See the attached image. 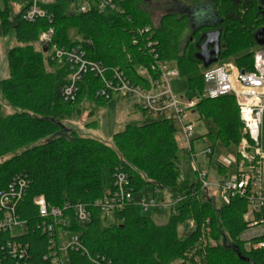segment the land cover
<instances>
[{
  "label": "trees",
  "instance_id": "16d2710c",
  "mask_svg": "<svg viewBox=\"0 0 264 264\" xmlns=\"http://www.w3.org/2000/svg\"><path fill=\"white\" fill-rule=\"evenodd\" d=\"M208 1L216 23L197 28V42L200 45L205 34L220 31L221 48L216 63L233 62L241 70H253L254 52L260 47L256 34L264 29V0ZM113 2L120 11L100 13L93 8L85 13H71V0L42 3L52 20L29 23L23 19L26 5L20 3L13 18L9 0H1V33L4 37L13 36L20 46L8 51L9 76L0 78L2 100L18 110L3 118L0 101V157L10 155L0 164V191L6 190L17 175L27 182L18 213L30 230L17 239L25 250V257L19 260L9 256L8 235L0 236V264H52L47 258L49 238L37 229L41 220L34 199L39 196L53 207L82 204L91 213V222L85 226L74 221L72 211L66 213L70 229L80 235L89 252V256L71 253L72 264H95L99 256L113 264H264V251L249 252L238 240L245 228L243 216L247 208L242 199L220 206L209 192L200 190L197 182L178 190L179 146L177 130L170 121L127 125L113 136L111 145L80 137L63 125L72 106L84 97L104 106L109 101L96 98L102 84L92 74L78 84L76 101H65L61 89L68 83L70 68L64 62L47 58L43 48H33L41 33L54 28L53 43L57 46H81L88 59L106 68H120L133 82L140 83L135 66L146 63L150 56L148 50L144 52L133 45V38L138 30L149 27L160 58L174 63L188 85L186 92L201 99L195 107L200 119L213 120L218 128L217 139L226 146L237 147L240 143L243 123L235 97L202 98L203 73L215 64L204 67L197 57L200 47L196 44L189 42L181 47L188 18L168 14L158 27H153L140 0ZM71 30H76L80 40L70 39ZM208 137L215 150L217 139ZM119 170L129 176L134 194L151 188L153 192L183 195L185 199L165 225H156L137 204H131L113 215L112 224L104 226L108 219L94 207V202L113 191V178ZM189 220L195 222V229L180 237L179 229ZM205 238L213 239L216 246L204 244Z\"/></svg>",
  "mask_w": 264,
  "mask_h": 264
},
{
  "label": "built area",
  "instance_id": "2783aa9c",
  "mask_svg": "<svg viewBox=\"0 0 264 264\" xmlns=\"http://www.w3.org/2000/svg\"><path fill=\"white\" fill-rule=\"evenodd\" d=\"M26 5L23 19L32 23L39 19L52 20V15L42 8V0H17ZM75 13H85L96 8L100 13L120 11L113 0H75ZM133 38V45L139 50L149 51L150 60L135 66V74L140 83L133 82L120 68H106L100 62L87 58L81 46L71 49L61 48L53 43L55 30L50 27L42 32L39 44L43 48L48 45L47 55L53 61L64 62L70 68L68 83L61 89V96L67 102H75L78 84L92 74L99 79L102 86L96 92V98L111 101L114 97L130 99L140 108L144 115L153 120H168L176 130L183 133L188 141V153L197 176L200 190H215L222 196L224 206L234 199H242L246 203L243 216L245 228L239 235V242L247 251H264V145L262 129L264 125V45L254 52L253 70L245 71L233 64L215 65L203 73L204 91L202 98L216 99L233 95L239 107L240 120L243 123L242 138L236 151L228 158H220L217 169L225 174L229 167L234 171L226 179L213 182L209 172L203 170L196 162L193 149L195 136V107L201 99H189L185 94L175 92L173 82L180 78L174 63L162 60L156 50V42L152 39L149 27L138 30ZM142 39V40H141ZM215 150L207 147L204 155L212 159ZM27 182L17 175L10 186L0 191V236L8 235L6 241L9 256L14 260L23 259L25 250L19 243V236L28 234L30 225L19 216L18 206L26 196ZM114 189L102 199L94 202V207L108 219L116 212L122 211L131 204H137L141 212L164 211L176 213V208L184 201L183 195L161 199L162 191L145 195L138 202L134 201L129 176L119 170L113 178ZM41 223L37 229L49 238L48 255L52 264H72L71 253L89 256L80 235L70 229L66 213L72 211L74 221L85 226L91 222V213L82 205L65 204L62 208L50 206L43 196L34 199ZM196 227L193 220L186 223L188 231ZM1 261V259H0ZM95 264H113L104 257H97Z\"/></svg>",
  "mask_w": 264,
  "mask_h": 264
},
{
  "label": "rangeland",
  "instance_id": "374dc122",
  "mask_svg": "<svg viewBox=\"0 0 264 264\" xmlns=\"http://www.w3.org/2000/svg\"><path fill=\"white\" fill-rule=\"evenodd\" d=\"M42 1L43 3L55 2V0ZM181 1H185L186 3L193 5H197L198 3L200 5H206L209 3L208 0H179V2ZM0 5L2 6L1 0ZM9 6L11 7L12 17L14 18L18 14L21 4L16 0H9ZM171 6L172 0H140V7L149 15L153 27H158L160 25L163 16L169 12ZM74 8V6H71V13H74ZM211 15L215 17L213 13ZM206 20H209V22L213 21L211 16L208 17L204 14H196L194 18V21L197 23H204ZM69 36L73 42L80 40V36L76 34V30H71ZM190 36L191 30L189 31L187 27L181 39L182 48ZM18 46L20 45L13 36L4 37L0 30V78L6 79L9 76L8 61L6 56L7 51ZM33 48L40 50L42 47L39 43H35L33 44ZM45 54L48 58L49 55H47V53ZM218 64L219 63H215V65ZM227 64L235 65L233 62H228ZM173 87L175 92L180 95L185 94L188 89L186 81L181 77L173 82ZM0 101L1 116L3 118L18 112V110L3 101L1 95ZM152 120L153 119L149 116L144 115L133 100L114 97L107 103V105L104 106L86 96L80 100V102L72 106V110H70L68 115L64 117L62 123L67 129L75 130L80 137L95 139L107 145H111L113 136L116 133L125 130L127 125H143ZM193 120L196 121L195 136L193 138V149L194 154H196V162L203 170L209 172L210 180L213 182L226 179L229 174L234 171V167L227 168L225 174H219L217 169L220 167V164H218V161L220 158H228L230 155H233L236 151V147L234 145L226 146L221 140L217 139L218 128L212 119L205 117L200 119V116L196 112L193 116ZM208 135L217 139L215 153L211 161L208 156L204 155L205 149L212 145V141ZM176 140L179 146L177 159V165L180 172L178 190L183 191L188 186L196 183L198 179L192 164L191 156L188 153V141L179 130L176 131ZM262 141L264 145V125L262 129ZM9 157L10 155L0 157V164L6 161ZM147 190L149 191V188ZM143 191L136 194L135 197L146 193V190L144 192ZM208 194L215 199L218 205L224 206L222 196L219 192L211 190ZM160 198H165L167 201L169 199V193H162ZM170 214V210L165 209L164 211L150 212L147 216L153 218L156 225L162 226L168 222ZM113 221V216L109 217L108 220L104 222V226L112 224ZM187 231L188 229L186 226H182L179 229V236L184 237ZM203 243H208L210 246H216V242L213 239L205 238Z\"/></svg>",
  "mask_w": 264,
  "mask_h": 264
},
{
  "label": "flooded vegetation",
  "instance_id": "af4514ba",
  "mask_svg": "<svg viewBox=\"0 0 264 264\" xmlns=\"http://www.w3.org/2000/svg\"><path fill=\"white\" fill-rule=\"evenodd\" d=\"M195 1H197V0H195ZM212 13L215 15L211 2H209L206 5H200L199 3L197 5H195V4L193 5V4L186 3L185 1L179 2V0H172V6L170 7L169 12L165 15L175 14V15H178L179 17H187L189 20V23L187 24L185 30L188 27V30L189 31L191 30V36L188 38V40L186 41L184 46L189 44V42H192L193 44H196L197 47L201 48L203 43H201L199 45V43L196 40L197 33H200V30H197V28H199L203 24L214 25L216 23V16L213 17V15H211ZM196 14H204V15H207L208 17L211 16L213 21L209 22V20H206V22H204V23H197L194 21ZM213 32H215V31H213ZM213 32H210V33H213ZM184 33H185V31H184ZM213 46H214V44L211 46V48H213Z\"/></svg>",
  "mask_w": 264,
  "mask_h": 264
},
{
  "label": "water",
  "instance_id": "95a60500",
  "mask_svg": "<svg viewBox=\"0 0 264 264\" xmlns=\"http://www.w3.org/2000/svg\"><path fill=\"white\" fill-rule=\"evenodd\" d=\"M71 2H75V0H71ZM220 37L221 32L215 31L213 33H207L203 36V45L200 48V52L197 54L199 60L203 62L204 67H210L218 61V57L220 55ZM206 39V40H205ZM205 40V41H204ZM257 43L262 46L264 45V29H261L256 34ZM214 44L213 48L211 46ZM48 45L43 47V52L47 53ZM244 74L245 71L242 70ZM186 97L189 99L193 98V94L191 92L186 93ZM241 257V255L239 254Z\"/></svg>",
  "mask_w": 264,
  "mask_h": 264
},
{
  "label": "crops",
  "instance_id": "0c3cea01",
  "mask_svg": "<svg viewBox=\"0 0 264 264\" xmlns=\"http://www.w3.org/2000/svg\"><path fill=\"white\" fill-rule=\"evenodd\" d=\"M1 8H2V6L0 5V9H1ZM8 51H9V50H8ZM8 51H7V53H8ZM6 56H7V54H6ZM8 69H9V68H8ZM185 93H187V92H185ZM193 144H194V141H193ZM147 189H148V188H147ZM147 189H144V191L146 190V191H145L146 193L141 194V195H138L137 197H135L136 194H134V201H135V202H138L142 196L150 195V194L154 193L153 190H152L151 188H149V191H148ZM144 191H143V192H144ZM162 193H164V192H162ZM161 199H165V198H161ZM153 220H154V219H153Z\"/></svg>",
  "mask_w": 264,
  "mask_h": 264
}]
</instances>
